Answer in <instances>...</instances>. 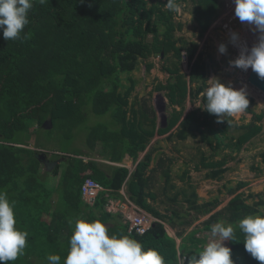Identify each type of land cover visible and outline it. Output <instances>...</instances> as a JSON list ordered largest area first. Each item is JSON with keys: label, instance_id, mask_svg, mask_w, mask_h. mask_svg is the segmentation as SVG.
<instances>
[{"label": "trees", "instance_id": "obj_1", "mask_svg": "<svg viewBox=\"0 0 264 264\" xmlns=\"http://www.w3.org/2000/svg\"><path fill=\"white\" fill-rule=\"evenodd\" d=\"M187 1L193 4L192 20L203 37L219 15L221 1L176 0V3L182 6ZM167 2L33 0L30 23L20 39L7 41L0 31V192L15 202L17 228L29 233L24 254L8 264H48L49 254H58L60 264H64L79 219L106 223L109 235H127L145 250H157L165 264H188L202 245L222 242L212 235L210 226L224 221L235 231L236 238L224 242L232 250L235 264H260L245 251L244 234L238 228L244 217L264 215V200L253 206L248 200L254 195L246 197L239 193L248 186L247 182H239L236 188L225 187L233 198L215 214L221 205L220 198L200 204L194 186L169 197L178 205L179 197L183 196L188 205L186 214L194 212V221L210 216L202 227H195L188 234L186 231L193 225L187 215L171 209L169 216L154 205L158 195L152 190V173L158 168L150 167L157 150L151 144L157 136H166L171 142L192 137L207 145L210 155L199 148L200 157L193 169L207 170V179L221 181L230 170L228 165L264 132V112L246 109L252 120L239 125L228 118L217 123V117L203 108L206 97L202 93L208 87L207 63L199 53L198 43L178 36L184 26L176 20L178 11L165 7ZM184 53L190 69L188 76L182 71ZM156 57L164 58L162 70L169 75L167 84L160 83L156 90L165 92L174 108L162 126L158 125L155 109L134 96L138 80L133 73L144 64L150 74ZM189 101H199L200 106L185 115ZM97 116L109 119L93 122L92 117ZM47 121L52 122L50 130L43 127ZM232 129L239 134L231 132ZM42 130L48 138L66 140L76 130L85 132L91 152L113 165L103 167L92 159L93 154L81 151L58 155L59 163L48 171L42 157L52 161L48 157L50 150L46 151L47 147L39 145L36 139L35 144L32 141L35 131ZM143 153L145 156L140 159ZM127 157L135 164L132 173L128 167L120 166ZM190 161L185 162L187 169L181 176L187 182L191 180ZM165 164V160L159 159L158 167L163 169L169 185L172 171ZM52 177L58 178L57 184L51 183ZM88 178L106 189L94 205L82 196V186ZM124 187L130 200L144 211L174 227H185L178 234L180 243L168 234L162 222L138 235L129 233L121 215L106 212L109 199H120ZM170 188L176 190L175 185ZM168 191L165 187V194Z\"/></svg>", "mask_w": 264, "mask_h": 264}, {"label": "rangeland", "instance_id": "obj_2", "mask_svg": "<svg viewBox=\"0 0 264 264\" xmlns=\"http://www.w3.org/2000/svg\"><path fill=\"white\" fill-rule=\"evenodd\" d=\"M221 7L220 13L214 20L209 31L203 36H199V29L197 24L193 22V16L191 10L193 4L190 1L185 2L180 6L176 20L180 21L184 28L183 31L178 33V36H182L190 41L198 43L199 53L203 55V59L207 63L208 80L216 77L220 79L222 83L227 85L231 82L235 88L241 87L246 88L248 92V98L250 100L249 108L254 110L256 113L264 112V93L254 87L249 82V75L252 71L249 69L247 72L242 71L238 68L231 67L230 62L234 61L239 57L241 47L251 48L258 42V33L254 31L252 26L246 22L241 23L237 17H235V4L234 0H220ZM226 26L228 27L226 29ZM225 27V29H224ZM234 29L233 31H226ZM237 33L239 35V41L237 45H234L231 39V34ZM226 46V53H220L219 47ZM198 53V54H199ZM184 57V56H183ZM155 68L150 74L146 72V67L142 64L139 70L133 73L135 79L138 80V85L134 96H138L141 102L147 101L156 111L158 116V125L162 126L166 122V118L172 113L173 107L169 104L165 92H158L156 90L157 85L167 84L169 75L162 70L164 58L156 57L153 59ZM188 59L185 56L182 71L188 76L190 69L187 65ZM254 101V102H253ZM200 106V102L196 101L191 103L190 101L186 106V114ZM180 108H178L179 110ZM97 118V119H96ZM92 117L93 122L106 121L109 117ZM231 122H235L239 125L248 124L252 120V115L244 111L231 117H226ZM50 130V128H48ZM80 134L76 136V133ZM231 132L239 134V131L232 129ZM47 132L44 130L36 132L34 134L33 143L37 140L39 145L46 146L48 151V157L52 160L48 163V166L54 169V165L59 162L56 161L59 156L69 155L68 153H80L85 152L93 154V158L105 166L113 165L109 161L104 160L102 157L97 156L95 152H91L90 147L87 145V133L76 130L74 135L71 136L70 140L56 139L55 137H46ZM36 139V140H35ZM35 144V143H34ZM37 144V143H36ZM158 148L155 152V160L152 162L150 169L158 168L154 175V186L153 192L158 195V201L154 204L163 214L171 215V209L181 211L183 215H187L188 221L193 225L188 228L185 234L190 233L195 227H202L204 222L209 219L210 216L200 217L197 221H194L196 215L193 213L186 214L188 205L184 202L183 196L179 197V204H175L169 200V197H174V194L183 188L188 189L190 186H194L200 197V204L210 201L212 199L220 198L221 205L213 212L215 214L218 211L224 209L233 196L228 195L227 187L236 188L239 182L244 181L248 183V186L239 191L244 193L245 196L254 195L253 198H249L248 203L255 206V204L261 200H264V132L258 137L248 143L243 152L239 154L234 162H231L228 167L230 170L224 174L221 181H214L207 179V170L196 171L193 169L194 165L199 160V148L202 151L210 155L211 151L207 145H203L198 139L190 137L186 141H168L164 136H157L151 144ZM33 149L35 147H32ZM55 148V149H54ZM145 153L141 154L140 159H143ZM89 159L87 157H84ZM128 158V157H127ZM126 160L120 164L121 166H128L133 172L135 170V164L133 160ZM170 158L174 159V163L170 162ZM221 157H216V160H220ZM159 159L166 161L165 167H171L172 181L169 185L166 183L163 169L158 167ZM192 159V161H190ZM189 162V168H191L190 177L191 180L187 182L182 180L181 176L187 169L185 162ZM55 163V164H54ZM117 166H119L117 164ZM257 168L258 170H253ZM108 170V168H106ZM45 169L43 168L42 171ZM151 172V171H150ZM52 184H57L58 178H51ZM190 183V184H189ZM171 185L176 186V190L170 188ZM168 187L169 191L167 194L164 192V188ZM226 187V188H225ZM126 191V190H125ZM127 192V191H126ZM128 196V195H127ZM261 209V208H260ZM198 217V216H197ZM175 225H177V218L175 217ZM159 220V219H158ZM168 234L175 238L178 243V234L183 232L185 227L183 226H172L169 223H164ZM174 223V222H173ZM182 222L179 224L181 225ZM214 225V224H212Z\"/></svg>", "mask_w": 264, "mask_h": 264}, {"label": "clouds", "instance_id": "obj_3", "mask_svg": "<svg viewBox=\"0 0 264 264\" xmlns=\"http://www.w3.org/2000/svg\"><path fill=\"white\" fill-rule=\"evenodd\" d=\"M234 4L235 17L241 23L252 26L259 35L253 47H241L239 57L231 61L230 66L245 72L251 69L264 80V0H234ZM165 7L172 12L180 10L176 0H168ZM32 8L33 0H0V31L5 40L21 38L30 23L29 12ZM231 39L237 45L239 35L233 33ZM226 51V46L219 47L220 53ZM207 82L208 87L202 93L206 97L203 108L217 117V123H223L226 117L249 108L246 88L237 89L231 82L225 85L216 77ZM42 159L43 164L52 162L45 161L44 157ZM14 209L15 202L10 201L6 193L0 192V264L16 261L27 246L29 233L17 228ZM210 227L212 235L218 236L222 242L202 245L191 255L188 264H235L232 250L224 246L225 241L236 238L233 226L220 221ZM238 228L244 234L245 251L264 264V215H248L238 222ZM69 243L64 264H165L164 257L157 250H145L140 242L127 235H109L107 224L100 220H77ZM46 259L48 264H60L61 257L49 254Z\"/></svg>", "mask_w": 264, "mask_h": 264}, {"label": "built area", "instance_id": "obj_4", "mask_svg": "<svg viewBox=\"0 0 264 264\" xmlns=\"http://www.w3.org/2000/svg\"><path fill=\"white\" fill-rule=\"evenodd\" d=\"M233 30L234 29L226 31ZM125 189L126 188L121 191L125 199H109L105 210L108 213L121 215L123 222L128 225L129 233L144 235L155 223L160 221L151 213L144 211L133 203L126 195ZM105 190L106 189L101 184L88 178L82 186V196L87 203L94 205L96 199L99 198L100 194Z\"/></svg>", "mask_w": 264, "mask_h": 264}, {"label": "water", "instance_id": "obj_5", "mask_svg": "<svg viewBox=\"0 0 264 264\" xmlns=\"http://www.w3.org/2000/svg\"><path fill=\"white\" fill-rule=\"evenodd\" d=\"M164 55L162 54V57ZM249 82L256 87L257 89H259L260 91H262L264 93V80H262L261 78H259V76L254 73L253 71L250 72L249 75ZM44 128H50L52 127V122L51 121H47L46 123H44L43 125ZM128 159V158H127ZM46 169L48 171H52V168L48 166L47 162H44Z\"/></svg>", "mask_w": 264, "mask_h": 264}, {"label": "crops", "instance_id": "obj_6", "mask_svg": "<svg viewBox=\"0 0 264 264\" xmlns=\"http://www.w3.org/2000/svg\"><path fill=\"white\" fill-rule=\"evenodd\" d=\"M164 137H166V136H164ZM156 138H157V137H156ZM150 148H151V146H150ZM153 148H156V147L152 146V149H153ZM157 150H158V148H157ZM157 150H156V151H157ZM156 151H155V152H156ZM154 158H155V153H154ZM127 160H130V158L128 157ZM120 166H121V165H120ZM127 167H128V166H127ZM128 168H129V167H128ZM129 169H130V168H129ZM130 171H131V170H130ZM131 173H132V171H131ZM124 188H126V187H124ZM125 190H126V189H125ZM126 195H127V193H126ZM122 199H123V200L125 199L123 195H122ZM129 199H130V198H129ZM159 221L162 222L161 220H159ZM179 240H180V239H179Z\"/></svg>", "mask_w": 264, "mask_h": 264}, {"label": "bare ground", "instance_id": "obj_7", "mask_svg": "<svg viewBox=\"0 0 264 264\" xmlns=\"http://www.w3.org/2000/svg\"><path fill=\"white\" fill-rule=\"evenodd\" d=\"M228 27L226 26V29H227ZM224 29H225V27H224ZM188 59V58H187Z\"/></svg>", "mask_w": 264, "mask_h": 264}]
</instances>
